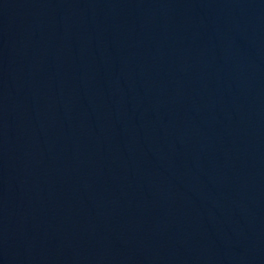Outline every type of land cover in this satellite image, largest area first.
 <instances>
[{
  "label": "water",
  "instance_id": "water-1",
  "mask_svg": "<svg viewBox=\"0 0 264 264\" xmlns=\"http://www.w3.org/2000/svg\"><path fill=\"white\" fill-rule=\"evenodd\" d=\"M99 264H264V0H193Z\"/></svg>",
  "mask_w": 264,
  "mask_h": 264
}]
</instances>
